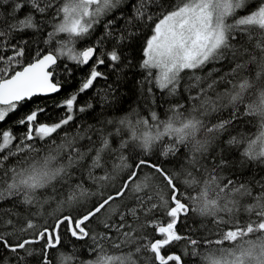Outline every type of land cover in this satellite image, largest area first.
Instances as JSON below:
<instances>
[{"label": "snow or ice", "instance_id": "snow-or-ice-1", "mask_svg": "<svg viewBox=\"0 0 264 264\" xmlns=\"http://www.w3.org/2000/svg\"><path fill=\"white\" fill-rule=\"evenodd\" d=\"M65 57L95 63L62 114L41 122L37 107L23 133L0 129V264H186L171 251L182 240L200 264H264V0H0V123L62 90ZM135 69L146 114H120ZM99 79L103 94L80 103ZM157 90L178 98L164 118ZM62 231L87 252L54 262Z\"/></svg>", "mask_w": 264, "mask_h": 264}, {"label": "trees", "instance_id": "trees-1", "mask_svg": "<svg viewBox=\"0 0 264 264\" xmlns=\"http://www.w3.org/2000/svg\"><path fill=\"white\" fill-rule=\"evenodd\" d=\"M5 7H8V6H5ZM9 11H10V8H9ZM25 11H27V9H25ZM121 23H123V22L121 21ZM103 31H104V29H103L102 25L98 26L94 34L86 37L82 41H77L75 46L78 49V47L83 48V47L87 46L88 44L93 43L95 41V39L103 33ZM24 35H25V38L29 40L30 48L32 50H35L37 45L32 43V41L34 39H38L39 37H33L31 32H27ZM61 38H64V37L61 36ZM40 47H45L42 44V42H41ZM51 47H55V45L53 44V45H51ZM137 55H138V60H139V54H137ZM61 61L62 62H61L60 67H58L56 69V78L58 80H60V82L62 83V85H63L62 90L57 94H53V95H50L47 97H44V96L34 97L31 102L24 103L19 108L18 111L10 114L4 122L0 123V129H8L9 126H12V129L16 134L23 133L25 131V128L16 126L15 122L18 119H20L22 116L30 113L33 109H35L37 107L46 109V111L44 113L40 114L38 117V120L41 122H44V121L51 122L52 120H55L56 118H58L62 114L63 109H57L56 107H54V105L59 103L63 97L67 96L69 93L74 92L78 89V87L80 86L81 79L88 74L90 68L92 67V64L95 63V61H92V63H90L87 66L76 65V64H74V62L67 60L66 57L61 58ZM65 64L69 68L72 69L71 75H69L68 72L64 71L63 66ZM99 70L102 72H105L106 74H108L110 71L107 68V65L101 66L99 68ZM128 77H129V83H128V86L126 89L128 91V95L124 98V102L121 105L120 114H123V112L129 110L130 108L137 107V106H139V109H140L142 114H146L145 109H144V100L142 98H140L139 92L135 86V82L133 79V77L135 79H139L141 77L140 70L135 69L133 72H129ZM113 79H114V77L112 75H109L108 83H111ZM105 83L106 82L102 79L97 80L95 82V85H96L95 88H93V89L89 90L88 92L80 95V97H79L80 103L87 102L89 98H92L93 100L98 99L97 97L94 96V93L99 91L102 95L104 92ZM145 87H147V85H145ZM177 99L178 98L170 97L167 94L161 95L159 90H157L156 91L157 103L153 107L161 115V118H164V114H165L166 109L169 107V103H174L177 101ZM165 101H168V103H165ZM218 115H220V114H218V113L214 114V116H218ZM223 115L227 116V110L224 111ZM90 118L91 117L89 116V119ZM209 119L213 123L216 122L215 119L212 117H210ZM79 122L80 121L78 120L77 123H79ZM68 130L74 131V126H69V128L62 129L58 135H54L53 139L56 141L57 144L60 143V140H61V137L63 136L64 131H68ZM238 131L246 132V133L254 132L255 131V123L249 124V125H247V127H244L243 125H241L240 128H238ZM81 143H85V142L82 141ZM165 143H167V141H165ZM49 145H51V141L46 142V144L43 142H38V146H40V147H46ZM233 154L237 155L235 152ZM160 159L163 161L164 158L161 157ZM168 160H169V162L167 164H165V166L169 169L176 168L178 170L179 165L176 163L175 159L172 157H169ZM9 163H11V161H9ZM86 186L89 188H92V186L90 184H88ZM92 190L94 191L95 189L93 188ZM50 210L51 209H49V211ZM194 219L197 221V223L192 224V221H189V225L193 229L198 230L199 233L201 235H203L206 230L204 228L200 227V225H199L200 218L194 217ZM90 227L96 228L95 222H93L90 225ZM96 230L101 231L102 228H96ZM180 231H181V233H185L188 231V229L184 228L183 223H181V225H180ZM62 241H63L62 245L60 246L59 249L52 250L54 262H55V257L57 256L59 251H64V252L70 253L73 251V249H76L78 252H87L86 247H83V248L81 247L83 242L77 241L75 238L71 237L69 234H67L66 232H63V231H62ZM87 243L91 244V241L88 240ZM185 245H186V242L183 240L176 242L171 247V251L183 255L186 264H200L199 258L193 257L190 254V249L188 250V254L184 253ZM225 246H228V245L226 244ZM34 247L37 250H39L41 245L37 244ZM29 264H38V256L30 257L29 258Z\"/></svg>", "mask_w": 264, "mask_h": 264}, {"label": "rangeland", "instance_id": "rangeland-1", "mask_svg": "<svg viewBox=\"0 0 264 264\" xmlns=\"http://www.w3.org/2000/svg\"><path fill=\"white\" fill-rule=\"evenodd\" d=\"M81 49L80 47H78V50Z\"/></svg>", "mask_w": 264, "mask_h": 264}]
</instances>
